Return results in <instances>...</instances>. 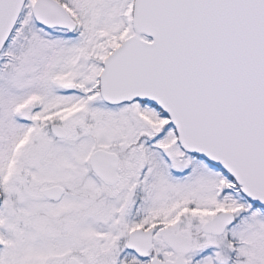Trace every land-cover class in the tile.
Segmentation results:
<instances>
[{"label": "snow or ice", "instance_id": "6c2138e0", "mask_svg": "<svg viewBox=\"0 0 264 264\" xmlns=\"http://www.w3.org/2000/svg\"><path fill=\"white\" fill-rule=\"evenodd\" d=\"M0 264H264V0H0Z\"/></svg>", "mask_w": 264, "mask_h": 264}]
</instances>
